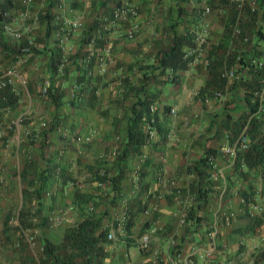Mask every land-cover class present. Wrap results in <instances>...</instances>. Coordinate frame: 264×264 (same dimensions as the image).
Returning a JSON list of instances; mask_svg holds the SVG:
<instances>
[{
	"label": "crops",
	"instance_id": "1",
	"mask_svg": "<svg viewBox=\"0 0 264 264\" xmlns=\"http://www.w3.org/2000/svg\"><path fill=\"white\" fill-rule=\"evenodd\" d=\"M41 1L43 0H39L38 4H42ZM133 1L138 12L133 18V21L139 24L138 36L134 39H127L123 35L127 27L126 24H122L123 26L120 24L119 26L109 27L106 43L102 44L100 48L94 45V52L89 57L88 45L86 43L81 45L82 38H84V31L88 26L92 25L93 21H98L99 27L93 29L90 33L96 34V40L103 36L99 31L102 26L100 20L106 16L105 14L108 12V9L112 7L113 0H91L90 2H87V0H77L76 6H71L69 0H59L58 4L62 6V9L57 7L53 8L51 11L52 20L51 23H49V25H53L50 31L51 33L46 39L43 38L46 31L45 24L39 22L36 32L33 33L35 38V43H33L34 52L26 55L23 58V63L17 65L26 77L28 95L30 94L34 100L38 96L39 79L42 76L48 75L50 77H56L58 78L57 81L65 83L61 79L62 71H57V74L53 76L48 72L47 55L54 47V40H57V47L60 48L58 44L60 28L67 25V21H72L73 19L79 20L81 25L79 27L70 28L68 38L65 44L62 45L64 48H60V53L62 55L61 59L63 65L69 64L72 69L67 77H72V75L76 73L74 70L76 63H86V61L92 60L91 66L85 77L89 76V80L96 88L97 83H101V81L104 80L103 78H107L109 75L108 73H104L105 70L102 68L103 66L99 65L96 60L97 55L103 53V46L109 48V55L112 58V64H110L109 67L115 64V67L119 69L128 67L130 62L133 61V58L136 57L134 56L136 55L135 53L141 49L154 53L159 49L157 48L158 44H160L162 48H165L172 32L179 34L186 30L196 34L201 31L202 27L205 25L206 39L211 46H219L218 48L222 49L226 43L228 45V37L224 25L228 21L229 12L222 4L216 6V0L208 1L211 5V12L205 17L198 15L199 9L202 6L200 0ZM92 3L94 4L91 5ZM89 4L91 5L90 7ZM258 25L260 31L264 33V19H258V17H256V26ZM2 38L5 39L4 34ZM244 43H249L246 44V50L250 52L247 55H249L248 59L251 62L258 61L260 56L264 59V54L259 55V51L264 52V40L259 41L257 40V36L254 35L251 37L250 42H248L247 39ZM209 44L207 46L208 49L210 48ZM241 44L243 46V42H235L234 48H241ZM80 46L83 52H85L84 56H80L79 54L74 62H71V60H73L71 55L76 53ZM206 49H203L205 52L203 54L204 56L207 55L208 50ZM1 55L0 53V58H2ZM2 59H4L5 62L7 58L4 57ZM5 63L0 61V67ZM197 63L195 62L189 65L187 70L183 72H178L177 82L163 85L158 98L162 100L159 104L162 102L166 107L174 106L176 112L181 115H179L180 117H176L174 122L175 139L170 144H154L150 150V160L147 163L148 166H146L147 173L144 179H146L148 183V193H151L147 201L150 200L152 202V198L160 197L158 204L151 207V217L148 218V246L153 249L151 248V251L146 254L140 253L135 247L128 248L127 251H110L106 249L104 250L105 252L103 253L101 264H156L157 262H154L152 259L151 252L153 250H157L161 255L163 259L161 264H166L168 238L170 235H175L174 238L177 242H179L181 238L179 251L177 253H172V255L178 264H182L183 258L193 246L205 245L208 243L212 230L216 232L214 237L216 251L212 256V261L218 264H264V257H260V254L264 251V218L246 209V207L241 204V199L239 197L241 194L250 193L258 204L264 206V167L250 169L248 173L245 174V177H240L231 170L229 157L227 155L223 158H214L216 167L227 180V189L221 208L233 214L230 223L223 225L215 221L213 214L217 208V202L216 200H214V202L211 200L205 207V211L207 212L204 214L206 220L203 222L204 224L196 227L193 232L186 233V235L184 226L178 224L177 217L181 213L182 208H187L188 205L193 202V200L191 201L189 199L191 193H189L190 190H188L187 181L192 179L194 175L192 171H190V173L185 172V169L188 168H186V166L198 158L206 148H218L226 145L224 139L225 133L223 130L219 131L218 129L219 118L223 114L230 112V107L235 104L239 105V109H243L241 102L237 101L240 97L239 91H241L240 87H238L236 92L238 95L231 96V99L229 98L230 100H234V103L227 104L226 102L225 104L222 102L223 100H219L220 103H217L218 100H215L207 106V110L205 109L203 112L198 110L200 117L193 123L192 113L194 115L195 110L199 107L197 104L189 101L191 97L188 96V93L190 87L202 86L206 79V72H204L202 65ZM241 75L244 77L247 76L248 73L245 74V72H242ZM68 80L70 81L71 78ZM63 83L60 85L63 86ZM60 89L62 90L63 88ZM66 89L69 88L67 87ZM85 98H87L86 95ZM97 99L96 94V100ZM184 99L185 101L183 102ZM84 107L85 109H92L87 105H84ZM114 107L116 106L112 104L110 114H106L109 117L104 121L101 116L97 117L95 113L88 114V110H86L85 116L83 115L84 117L81 119L80 131L86 132L87 134L91 133L93 137L90 146L83 152L87 161L88 155H91L94 151L101 150L112 141V128L114 129L115 126L112 125L113 123H111L110 116L120 111H117V109V112L114 111ZM160 111L159 121L162 123V126H164V120L168 121V118L164 117L165 115L161 114ZM165 114H168L167 110ZM182 114L188 115L187 119L183 120L185 116ZM161 115L163 116L161 117ZM121 120L122 122L120 121L121 123H119L121 124L119 126L121 131L119 133L122 134L124 119L122 118ZM216 128L219 131L218 133H215ZM190 145L191 148L189 147ZM156 166L162 169V171L157 173L159 177L155 171ZM166 177H178V184H181L183 180L185 181V185L183 184L181 190L183 201H181V199L179 200L178 197L174 195L170 196L167 194L168 191L164 188V184H162L163 180H161ZM185 177H187L188 180H186ZM125 181L127 182V180ZM120 182L123 184L124 180L122 179ZM151 205L152 204L149 203V207ZM105 207L107 208V205ZM46 208H49V206H46ZM106 208H104V211H107ZM130 210L133 222L136 224L141 218L140 210L136 211L135 205L132 206ZM199 212L201 213L202 211L199 210ZM206 227H208L207 231H205ZM192 260V264H211L210 260H200L198 258H192Z\"/></svg>",
	"mask_w": 264,
	"mask_h": 264
},
{
	"label": "rangeland",
	"instance_id": "2",
	"mask_svg": "<svg viewBox=\"0 0 264 264\" xmlns=\"http://www.w3.org/2000/svg\"><path fill=\"white\" fill-rule=\"evenodd\" d=\"M38 1L39 0H30L29 3L26 4L23 3L22 0H19L21 7L16 11L14 10L15 8L11 9L10 11L12 12L7 13L8 20L4 22V24L12 30L21 32V36L18 39L19 41L31 40V46L35 43L33 33L36 32L38 28L39 15L42 13L46 3V0L41 1L42 4H38ZM90 1L91 0H87V2ZM91 5L89 4V7ZM222 5L228 8L226 2H223ZM34 16H36V19H34ZM138 25L137 23V27ZM63 28L64 31H69L71 27L65 25ZM2 30V35L4 34L5 38L15 40L5 32L3 26ZM138 31L139 29L132 39L138 36ZM198 33L201 32L199 31ZM227 40L228 45L226 43L223 48L229 47V50L235 49V42H231L229 37ZM236 42L240 41L237 40ZM205 44H209L206 37L202 47H200L194 57V63L198 62L197 64L202 65L204 72H206L208 64L205 59L206 57L203 55L205 53L203 49L207 48ZM157 48L162 49V46L158 44ZM206 50L209 49L207 48ZM135 54L134 56L136 57L133 58V61H131L126 68L122 67L118 69V67H115V64L111 65V67H109V65L104 67V73H108L109 75L107 78H103L104 80H102L101 83H97L96 94L98 99L95 101L92 109H85L84 105L78 102H75L74 105L68 104L73 94L78 91L72 77H68V79L71 78V80H66L64 81L65 83L57 81L58 78L56 77H48L51 82L50 86L53 88L56 87L58 92L60 90V94L62 95L59 103L55 105L47 94L41 93L40 91L42 80L48 75L42 76L39 79V94L34 100L30 94L28 95L27 81L22 70L19 69L18 66H15V64H12L18 74L21 75L23 83L19 81L14 82L13 94L15 96V102L7 104L0 109V264H20L22 257L31 258V260L35 261L40 251L39 235H43L50 241L57 243L60 240L62 229L81 219V214L83 213H103V223L114 232V238L106 240L104 245L105 249L110 251H127L128 248L135 247L140 253L146 254L151 251L152 247L148 250H143L139 247L138 243L140 236L148 232L149 225L144 230L141 229L144 225L148 224V218L151 217L152 213L151 207L157 205L160 198H152L151 200L153 203L150 200L146 202L145 195L148 194V183L146 179H144L147 173L146 166H148L147 163L150 160V150L154 144H170L175 139L174 122L176 117L181 114L176 112L174 106H171L175 109L173 114H169L167 109L168 114H164V117H167L168 121L164 120L163 123V138L155 135L153 141L146 150L147 156L144 161L138 162L137 160V155H139L142 150L135 156L131 155L128 158L125 166L126 177L123 179L124 185L120 182V189L116 191L115 199L111 198L113 191L106 182L98 181L99 179L97 178L98 175H100V171L107 173L109 176L113 175L116 170L114 166L116 156L111 158L106 154L111 146L115 144L119 146V143L115 142H119L121 137V133H119L121 131L119 129L121 124L119 123L122 122V118H125L127 108L132 100L131 96L129 97L130 99L127 97L119 99V95L123 94L127 88V83L136 84L138 82L140 76L138 64L145 66L151 63L154 55L152 51L148 52L142 49ZM259 60L264 62V59ZM237 66L238 65L233 62V69ZM56 74L57 72L54 75ZM233 79L234 77L229 82H224L223 86L219 89L214 88L205 90L202 95L199 93L201 86L190 87L188 96L191 98L189 101L197 104L199 107L195 110L194 115L192 113L193 123L200 117L198 110L202 112L205 111V109L207 110V106L215 101L213 98L214 90H221L223 95L222 102L225 104L231 96L238 95L236 93L237 89L233 88V85H231ZM61 83H63V86L60 85ZM67 87L69 89H66ZM60 88L63 89L61 90ZM85 95L84 93V96ZM160 101L162 100H159L158 104ZM184 101L185 99L183 102ZM217 103H220L219 100ZM112 104L116 106L114 107V111H116V109L117 111L120 110L119 112L116 111L117 113H115V115L110 116L111 123L115 126L114 129L112 128V141L101 150L94 151L91 155H88L87 161L83 152L90 146L93 137L91 136L90 139L84 143H77L74 139L77 135H87L86 132L80 131L81 119L85 116L86 110H88V114L95 113L97 117L101 116L104 121L109 117L106 114H110ZM159 105L162 106L164 104L161 102ZM54 115L58 116L59 124L52 130L49 129V126ZM183 116H185L183 117V120H185L188 115ZM17 118H19V121L15 124ZM41 122H44L43 126L40 125ZM170 129L173 133L168 135V130ZM40 131H46V145L41 144L42 140L38 135ZM189 147L191 148V145ZM26 158L35 161L36 169H43L45 166H54L53 172L56 180L54 181L52 178L49 179L50 185L45 192L42 193L41 205H37L34 198L31 199L29 205L31 212L29 215L28 212L24 214V216L27 217V221L21 224L19 223L20 221H17L18 212H25L26 209H28V204H25L21 199V185L19 182L21 166ZM189 165H187L186 168ZM142 166L145 171V175L143 176L140 175ZM160 168L159 166L155 167L156 174L162 171ZM185 172L190 173V170L188 171L185 169ZM102 175L104 176V174ZM157 176L159 177L158 174ZM185 178L188 180L187 177ZM178 179V177H166L161 180H163L162 184H164V188L168 191L167 194L170 196L174 195L182 201L181 190L183 184L185 185V181L183 180L181 184H178ZM125 180H127V182ZM190 180L191 179H189L187 183ZM99 182L102 185H98ZM177 190L178 192H176ZM134 195L141 196L142 199L140 200L142 202L144 201V203L146 202V205L140 210V220L137 222L135 221L136 224L132 222V225L126 230L123 225L121 227L118 226V222L121 220L123 214L127 217L128 215L131 216V213L127 212L126 208L129 205V198H132ZM149 203L152 204L150 207ZM106 205L107 208L105 207ZM46 206H49V208H46ZM104 208H106L107 211H104ZM41 220H43L42 223L40 222ZM114 223L117 226H114ZM116 227L119 228L116 229ZM132 244L136 245L134 246ZM24 247L25 250L22 251L21 248L23 249ZM155 251L158 256L161 257L158 251ZM159 263L161 264L162 260L157 261L156 264ZM98 264H101V262Z\"/></svg>",
	"mask_w": 264,
	"mask_h": 264
},
{
	"label": "trees",
	"instance_id": "3",
	"mask_svg": "<svg viewBox=\"0 0 264 264\" xmlns=\"http://www.w3.org/2000/svg\"><path fill=\"white\" fill-rule=\"evenodd\" d=\"M58 1L59 0H46L45 7L39 15L38 21L45 24L46 31L43 35L45 39L51 33L50 31L53 26L49 25L52 20L51 11L53 8H57ZM69 1L71 6L77 5V0ZM223 2L224 1H217L216 6H218V4H223ZM93 4L94 3H92V5ZM208 5L211 9V5L209 3ZM227 5L228 8H226L229 12V18L224 25V29L227 37H229V24L233 20L236 12L232 5ZM255 5L257 6L256 10L250 11L248 8H245L240 13L239 25L241 35L231 40V42H236L237 40L243 42L241 41L242 35L247 37L248 42H250L251 37L254 35L257 36V40H264V33L260 31L259 25L256 26V17H258V19H264V0H256ZM20 7L21 4L19 0H0V53L2 54V58H7L5 61L6 63L4 59L0 58V61L5 63L2 66L3 68L14 66L12 64H15V59L18 54L29 55L34 52V47L27 45V40L15 41L2 38V26L4 22L8 20L7 13H11L12 11L10 10L13 8H15L14 10L16 11ZM110 10L111 8L108 9V12L105 14L106 16ZM97 27H99L98 21H93L92 25L87 27L84 31V38H82L81 45L88 42L89 38L93 36L90 32ZM100 32L103 36L98 40L95 38L94 41V45L98 48L106 43L108 30H100ZM194 37L195 34L186 30L179 34L172 32L165 48L154 52L151 63L145 66L138 64L140 70L138 82L136 84L126 82L127 88L123 94L119 95V99L124 97L129 98L131 96L132 100L129 103L127 114L124 118V129L119 139V151L114 160L116 170L113 175L108 176V174L104 172V176L98 175L97 177L99 179L98 181H105L113 191L112 199L116 198V191L120 189V181L126 177L125 166L128 158L131 155L135 156L141 150L145 140V132L142 126L152 115V112L149 110L150 106H155V112L153 113L155 119V135L163 138L164 131L162 123L159 121V111L161 110V114H165L168 107L165 105L158 106L161 87L167 83L177 82L178 72L187 70L189 65H191L196 54H188V52L194 46ZM246 44L249 43L243 42V46L241 44L242 49H232L226 56L228 65L233 66V62L238 65L233 69L235 76L231 85H233L232 87L235 89L240 87V97L237 101L241 102L243 109H239L240 107L238 104L231 106V111L223 114L219 118L218 126L219 131L223 130L225 133L224 139L226 144L232 143L240 133L248 140L245 148L236 151L231 162L229 158L231 170L240 177H245V174L248 173L250 169L264 167V105L263 110L258 111L257 101L252 93L259 86L261 83L260 81L264 79V65L257 66L248 59L249 55L247 54L250 52L246 50ZM22 47H26L28 49L27 52H21L20 49ZM218 47L219 46L213 47L210 45L207 55L205 56L208 64L206 67V79L200 88V95H202L205 90L221 88L225 82L224 79L220 77V70L228 47L222 49ZM79 54L80 56H84L85 54L81 46L76 53L71 55L73 59L71 62H74ZM262 54H264V52L259 51V55ZM47 57V70L50 75L52 74L51 76H53L58 66L60 64L63 65L60 48L57 47V40H54V47L48 53ZM259 58L262 59L261 56ZM91 63L92 60L86 61V63H76L74 68L76 73L72 75V78L78 91L73 94L68 104L73 105V103L78 102L91 108L94 107L96 101L95 91L97 88L89 80V76L85 77ZM61 70V79L63 81L68 80L67 75L72 71L69 64H64ZM242 72H245V74L248 73V75L243 77L241 75ZM84 93L87 98H85ZM46 94L55 105L59 103L60 97L62 96L59 94L58 89L52 86L47 89ZM230 99L227 101V104L234 101ZM13 102H15V96L9 86L0 90V106L3 107ZM58 122V116L54 115L50 122L49 129H55L59 124ZM218 129H215V133L219 132ZM38 135L42 140L41 144L46 145V131H40ZM220 148L221 147L206 148L187 168V170L192 171L194 175L187 186L188 190H190L189 193H191L189 199L191 201L193 200L195 204L193 202L190 203L185 211L183 224L185 235L186 233L193 232L195 228L201 224H204L203 222L206 221L204 214L207 212L205 211V207L211 200L214 202L217 198V181L212 177L208 162L214 158H223L226 156L220 152ZM143 168L142 166L140 172L141 176L145 175ZM53 171L54 166H45L43 169H36V163L33 159L26 158L23 161L19 173V182L21 185L20 195L22 201L28 204V209H26L25 212H18L17 221H20L19 223L23 224V222L27 221V217H25L24 214L27 212L28 215L30 214L31 209L29 205L32 198L35 199L37 205H41L42 193H44L50 185L49 179L52 178L54 181L56 180ZM145 196L147 201L151 195L148 193ZM252 196L253 195L250 193L239 195L240 199L244 202H241V204L245 207V203L253 199ZM140 199H142L141 196L137 195L129 198V205L126 208L127 212L131 213L130 208L134 205L136 206V211L141 210L146 202L144 203V201L142 202ZM199 210L202 212L200 213ZM103 218V213L81 214V219L62 229L60 240L57 243L50 241L43 235H39L40 251L38 252L36 260L34 261L31 260V258L22 257L20 264H98L102 262V256L105 252L104 250H106L104 248L107 240L106 235L109 231V228L103 223ZM42 221L43 220L40 222L42 223ZM132 222L133 218L131 213V216L128 215L124 221L123 227L128 230ZM113 225L115 226L116 224L114 223ZM147 226L148 224L144 225L141 230H144ZM118 228L119 227H116V229ZM207 228L208 227H206L205 231L208 230ZM180 239L179 242L175 241V244L169 249L171 254L179 251L181 246ZM132 245L135 246L136 244ZM21 250L24 251L25 247L23 249L21 248ZM260 257H264V251H262Z\"/></svg>",
	"mask_w": 264,
	"mask_h": 264
},
{
	"label": "built area",
	"instance_id": "4",
	"mask_svg": "<svg viewBox=\"0 0 264 264\" xmlns=\"http://www.w3.org/2000/svg\"><path fill=\"white\" fill-rule=\"evenodd\" d=\"M30 0H22L23 3L28 4ZM216 1H224L227 4H230L234 7L235 10V15L231 23L229 24V38L230 41L237 38L238 36L241 35L240 32V25H239V20H240V13L245 9L248 8L250 11H254L257 9V6L255 5L256 0H216ZM202 6L200 7V11L198 12V15L201 17H205L206 15L209 14L210 12V7L208 5V0H200ZM58 8H60V4L57 5ZM259 10V9H258ZM25 15V14H23ZM137 15V7L134 3L133 0H113V6L111 7V10L109 11L107 16H104L100 21L102 22V26L100 27V30H109V27L112 26H119L120 24H126L127 27L125 28L123 35L127 39H132L137 30V24L133 21V18ZM34 19H36V16H34ZM67 25L70 26L71 28L79 27L81 25V22L77 19H73L72 21H67ZM205 25L202 27V30L200 31L201 33H198L194 37V46L191 48L188 52L189 53H195L199 51L200 47H202V44L205 41ZM3 28L5 32L9 35L12 36L15 40H18L21 36V32H16L15 30H12L5 24L3 25ZM69 31H64V28H60V36L58 38V44L60 48L62 45L65 44V41L68 38ZM96 38V34H93L86 43L89 47L88 50V56L90 57L93 52H94V41ZM241 41L245 42L247 41V37L243 36L241 37ZM27 45H31V40H27ZM33 45V44H32ZM207 47L208 45L205 44ZM27 47V46H26ZM22 47L20 50L21 52H27V48ZM103 53L97 55V62L99 65L103 66L102 68L108 66L111 64L112 59L109 55V48L106 46H103ZM230 50L229 47L226 49L225 52V59L223 60L221 64V70H220V77H222L225 82H229L233 77H234V71H233V66L228 65L226 56L229 54ZM25 54H18L15 59V66L21 65L23 63V58L25 57ZM62 61V60H61ZM257 66L264 65V62L258 60V61H253ZM194 63V60L192 61ZM191 63V64H192ZM63 65H59L57 68V71L60 72L61 68ZM102 69V70H103ZM56 71V72H57ZM50 76H47L43 78L40 91L41 93L47 92V89L50 87ZM52 78V77H51ZM15 81H19L23 83V80L21 78V75L18 74V72L15 70L14 66H9V67H0V90L6 88L7 86L10 87V90L13 92V84ZM261 83L259 86L252 92L253 97L257 101V107L258 111L263 110V101H264V79L260 81ZM213 98L214 100H222L223 95L221 93V90H214L213 92ZM4 107V106H3ZM2 109V106L0 107ZM150 112H152V115L149 117V119L143 124L142 128L145 132V140L142 144L141 150L142 152L137 155V160L138 162H142L145 160L147 154L146 150L148 149L149 144L153 141L155 137V119L153 117V113L155 112V106H150L149 108ZM175 112V109L173 107L168 108V113L173 114ZM19 121V118L15 121V124ZM41 126L44 125V122L40 123ZM173 131L170 129L168 130V135H171ZM91 135H77L74 137L75 141L77 143H84L87 142L90 139ZM117 139V138H116ZM247 138L243 137L241 133L237 136V138L230 144H226L220 148V152H222L224 155H227L230 158V162L235 156V153L237 150H241L245 148ZM116 143H119L118 141H115ZM119 151V146L118 144H115L109 148L108 153L106 154L108 157H114L118 154ZM211 170V174L213 179L217 181L216 183V188L218 191L216 202H217V208L214 212V217L215 221H218L222 223L223 225H227L230 223L233 214L230 211L223 210L221 208L222 206V201L224 198V195L226 193L227 189V180L224 178V176L220 173L218 168L215 165L214 159L209 160L208 162ZM138 167V166H136ZM104 172L100 171L99 174L102 175ZM172 184V182H171ZM98 185H102L100 182ZM188 191V190H187ZM178 192V190L176 191ZM188 194V193H187ZM186 194V195H187ZM183 201V200H182ZM243 202V200H240ZM244 203V202H243ZM246 209L256 213L259 217L264 218V206L258 204L254 199L249 200L248 202L245 203ZM185 211L186 208H182L181 213L177 217L178 224L183 226L184 224V216H185ZM127 216H121V220L118 222V226H122L124 221L126 220ZM216 232L212 230L208 243L205 245H197L193 246L191 250L187 253V255L183 258L182 264H192L193 260L192 258H198L200 260H210L211 264H218L217 262L212 261V256L214 252L216 251V244L214 242V237H215ZM175 235H170L168 238V252L166 254V264H178L177 261L174 259V256L170 253L169 249L175 244ZM107 239H113L114 238V232L113 230L109 229L107 235ZM139 247L143 250H148L149 249V231L147 233H144L140 236L139 238ZM152 254V259L154 262L161 261L163 260L160 256H158L157 252L153 250L151 252Z\"/></svg>",
	"mask_w": 264,
	"mask_h": 264
}]
</instances>
